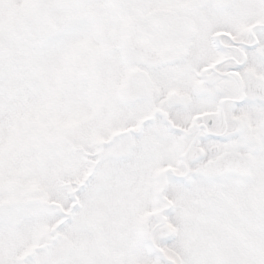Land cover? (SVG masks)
<instances>
[{
    "label": "snow or ice",
    "instance_id": "obj_1",
    "mask_svg": "<svg viewBox=\"0 0 264 264\" xmlns=\"http://www.w3.org/2000/svg\"><path fill=\"white\" fill-rule=\"evenodd\" d=\"M0 264H264V0H0Z\"/></svg>",
    "mask_w": 264,
    "mask_h": 264
}]
</instances>
